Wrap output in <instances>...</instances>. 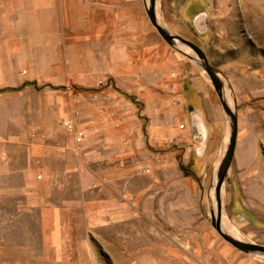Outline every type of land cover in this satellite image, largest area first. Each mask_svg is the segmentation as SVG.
<instances>
[{
    "label": "crops",
    "instance_id": "1",
    "mask_svg": "<svg viewBox=\"0 0 264 264\" xmlns=\"http://www.w3.org/2000/svg\"><path fill=\"white\" fill-rule=\"evenodd\" d=\"M223 1L156 0V18L208 60L199 40L215 37L216 15L246 8ZM147 2L0 0V264H122L114 246L125 226L163 232L171 213L201 214L225 113L199 58L159 35ZM106 79L122 93L176 100L143 135L136 117H102L87 104L81 91ZM74 110L79 144L59 123ZM234 157L222 191L243 206L259 167Z\"/></svg>",
    "mask_w": 264,
    "mask_h": 264
},
{
    "label": "rangeland",
    "instance_id": "2",
    "mask_svg": "<svg viewBox=\"0 0 264 264\" xmlns=\"http://www.w3.org/2000/svg\"><path fill=\"white\" fill-rule=\"evenodd\" d=\"M224 1L234 7L246 8L217 14L214 22L219 27L214 31L215 37L199 41L207 53L209 64L223 82L229 105L237 114L234 160H251V166L259 167V180L250 184L256 196L247 197L242 192L244 207L234 205L231 197L222 191L221 225L222 222L225 226L227 223L231 229L223 230L239 239L264 246V0ZM92 87L80 91L87 98V104L99 110V116L136 117L137 128L143 135H146L149 119L161 117L163 105L176 100L174 94H157L146 99L137 94L119 92L113 79L97 82ZM216 100L219 103L217 97ZM225 117L227 134L222 153L230 130V119ZM251 150L257 151L255 159L245 157V153ZM121 160L128 162L129 158ZM213 181L204 191L201 214L192 215L196 220L181 222L176 220L179 215L171 213V221L164 225L163 232L155 227L152 230L143 221L125 226L122 238L115 241L114 248L121 250L117 259L122 264H264V254L238 250L211 225Z\"/></svg>",
    "mask_w": 264,
    "mask_h": 264
},
{
    "label": "water",
    "instance_id": "3",
    "mask_svg": "<svg viewBox=\"0 0 264 264\" xmlns=\"http://www.w3.org/2000/svg\"><path fill=\"white\" fill-rule=\"evenodd\" d=\"M155 4H156V0H148V4L145 7L147 16L151 24L155 27L159 35L167 43L169 44L181 43L189 47L196 54V56L199 58L201 67L203 68L207 77L212 83V86L217 94L218 101L223 109V112L230 119L229 121L230 130H229L228 141L222 153V156L218 162V165L216 167V173H215V179H214L215 208H212L210 212L211 225L215 228L218 234L225 241L230 243L232 246H234L238 250L245 252V253H255L256 252V253L264 254V246L234 237L233 235L225 232L221 225L222 190H223V184H224V180L227 174V170L232 161L235 148H236L237 130H238L237 114L234 108H232L227 102V99L225 98L223 94V90H224L223 82L218 72L209 64L203 50L195 43L189 40H186L178 35H174L170 33L167 29H165L157 21L156 12H155Z\"/></svg>",
    "mask_w": 264,
    "mask_h": 264
},
{
    "label": "built area",
    "instance_id": "4",
    "mask_svg": "<svg viewBox=\"0 0 264 264\" xmlns=\"http://www.w3.org/2000/svg\"><path fill=\"white\" fill-rule=\"evenodd\" d=\"M78 114H79L78 111L74 110L70 118L60 119L59 121L60 125L70 132L76 144H79L83 139V132L81 129H79L78 126V119H79ZM167 141L169 143H173L174 137H168ZM141 172L148 173L149 168L148 167L141 168Z\"/></svg>",
    "mask_w": 264,
    "mask_h": 264
},
{
    "label": "bare ground",
    "instance_id": "5",
    "mask_svg": "<svg viewBox=\"0 0 264 264\" xmlns=\"http://www.w3.org/2000/svg\"><path fill=\"white\" fill-rule=\"evenodd\" d=\"M148 3V2H147ZM226 86V85H225ZM227 90H229V89H227ZM229 92H230V90H229ZM223 94H224V96H225V98L227 99V102L231 105V103L229 102L230 101V99H229V96H228V93H227V91L224 89L223 90ZM233 102V101H232ZM225 144H227V141H226V143ZM226 146V145H225ZM224 146V147H225ZM215 179V178H214ZM211 190H212V192H211V197H212V207L213 208H215V199H214V181H213V184H212V186H211ZM213 195V196H212ZM222 227H223V229H225V230H229V229H231V227L226 223V226L224 225V223L222 222ZM234 237H237L238 238V236H235L234 235Z\"/></svg>",
    "mask_w": 264,
    "mask_h": 264
}]
</instances>
